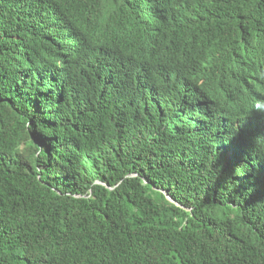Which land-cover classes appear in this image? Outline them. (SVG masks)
Listing matches in <instances>:
<instances>
[{"label":"trees","instance_id":"obj_1","mask_svg":"<svg viewBox=\"0 0 264 264\" xmlns=\"http://www.w3.org/2000/svg\"><path fill=\"white\" fill-rule=\"evenodd\" d=\"M0 264H264V0H0Z\"/></svg>","mask_w":264,"mask_h":264},{"label":"clouds","instance_id":"obj_2","mask_svg":"<svg viewBox=\"0 0 264 264\" xmlns=\"http://www.w3.org/2000/svg\"><path fill=\"white\" fill-rule=\"evenodd\" d=\"M231 60L232 62L236 65V66H244L245 63H243L242 61L240 60H237V59H234L233 57H231ZM140 62L144 65H149L150 62L146 59V57H143L141 56L140 58ZM195 83L196 85L198 86H201L202 84H204V81H202L201 79H196L194 80V82L192 83H189L186 88H184L183 92H182V97H185L187 98L188 100L192 99V98H196V94L195 92L193 91L194 90V84Z\"/></svg>","mask_w":264,"mask_h":264}]
</instances>
